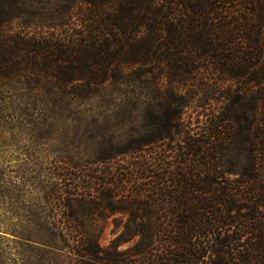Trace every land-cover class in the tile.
Masks as SVG:
<instances>
[{"label":"trees","instance_id":"obj_1","mask_svg":"<svg viewBox=\"0 0 264 264\" xmlns=\"http://www.w3.org/2000/svg\"><path fill=\"white\" fill-rule=\"evenodd\" d=\"M29 14L23 36L0 17L1 86L31 72L49 103L117 84L134 100L146 88L148 109L160 99L138 135L54 167L43 200L69 264H264V0H49Z\"/></svg>","mask_w":264,"mask_h":264},{"label":"rangeland","instance_id":"obj_2","mask_svg":"<svg viewBox=\"0 0 264 264\" xmlns=\"http://www.w3.org/2000/svg\"><path fill=\"white\" fill-rule=\"evenodd\" d=\"M46 1L0 0V7L11 9L0 11V17L13 15L2 22L8 35L23 36L22 22L34 17L30 12L39 14ZM6 83L0 84V264H69L54 236L53 213L43 200L54 167L91 160L109 141L138 135L161 113L157 89L148 109L146 88L138 85L135 100L130 87L117 84L97 92L76 89L73 97L49 103L39 100V76L31 72L13 73ZM236 146L231 143L228 149ZM234 163L239 171L245 159ZM221 165H229L227 158ZM113 226L106 225L105 240L113 238Z\"/></svg>","mask_w":264,"mask_h":264}]
</instances>
